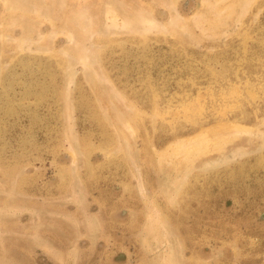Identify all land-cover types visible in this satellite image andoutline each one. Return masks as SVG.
I'll return each mask as SVG.
<instances>
[{
	"label": "rangeland",
	"instance_id": "1",
	"mask_svg": "<svg viewBox=\"0 0 264 264\" xmlns=\"http://www.w3.org/2000/svg\"><path fill=\"white\" fill-rule=\"evenodd\" d=\"M262 212L264 0H0V264H264Z\"/></svg>",
	"mask_w": 264,
	"mask_h": 264
},
{
	"label": "flooded vegetation",
	"instance_id": "2",
	"mask_svg": "<svg viewBox=\"0 0 264 264\" xmlns=\"http://www.w3.org/2000/svg\"><path fill=\"white\" fill-rule=\"evenodd\" d=\"M127 214V210L122 208L121 210L115 211L113 215L115 216L116 221H120L125 218ZM261 216L264 217V212L261 213ZM125 258L126 254L124 252H121L120 250L118 252H115L114 260L123 262Z\"/></svg>",
	"mask_w": 264,
	"mask_h": 264
},
{
	"label": "bare ground",
	"instance_id": "3",
	"mask_svg": "<svg viewBox=\"0 0 264 264\" xmlns=\"http://www.w3.org/2000/svg\"><path fill=\"white\" fill-rule=\"evenodd\" d=\"M179 4V3H178ZM203 6V5H202ZM154 12V11H153ZM204 13V12H203ZM142 24V23H141ZM177 24H179V23H177ZM180 25V24H179ZM203 32V31H202ZM83 50V49H82ZM85 50V49H84ZM83 50V51H84ZM83 54V53H82ZM84 64H85V62H84ZM86 66V65H85ZM69 100V99H68ZM68 107V106H67ZM68 113L70 114V112L68 111ZM70 117V116H69ZM71 120V119H70ZM69 120V121H70ZM126 122V121H125ZM126 124V123H125ZM122 125H124V124H122ZM129 125V124H128ZM127 125V126H128ZM126 129V128H125ZM128 129H130V128H128ZM211 129V128H210ZM134 130V129H133ZM213 130V129H212ZM237 130V129H236ZM210 132H211V134H215V132L213 133L211 130H209ZM218 131V130H217ZM131 132V131H130ZM203 132V131H202ZM208 133V132H207ZM217 134H219V133H217ZM215 135V136H218V135ZM238 134V133H237ZM70 136V135H69ZM214 136V135H213ZM220 136V135H219ZM194 138V137H193ZM192 139V138H191ZM203 139V138H202ZM194 140V139H193ZM191 141V140H190ZM188 142V141H187ZM192 142V141H191ZM196 143V142H195ZM177 144V143H176ZM201 144H202V141H201ZM205 144V143H204ZM182 145H184V143L182 144ZM195 145H197V144H195ZM181 147V146H180ZM184 147V146H183ZM195 148H197V147H195ZM187 149V148H186ZM168 150V149H167ZM170 150V149H169ZM207 150V149H206ZM187 151V150H186ZM164 153V152H163ZM190 153V152H189ZM162 154V153H161ZM9 211V210H8ZM93 222V221H92ZM91 223V222H90Z\"/></svg>",
	"mask_w": 264,
	"mask_h": 264
}]
</instances>
